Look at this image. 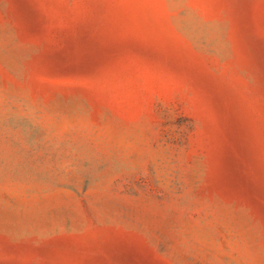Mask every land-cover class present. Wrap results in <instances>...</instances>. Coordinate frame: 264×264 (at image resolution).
I'll list each match as a JSON object with an SVG mask.
<instances>
[{"label": "rangeland", "instance_id": "374dc122", "mask_svg": "<svg viewBox=\"0 0 264 264\" xmlns=\"http://www.w3.org/2000/svg\"><path fill=\"white\" fill-rule=\"evenodd\" d=\"M0 264H264V0H0Z\"/></svg>", "mask_w": 264, "mask_h": 264}, {"label": "bare ground", "instance_id": "6f19581e", "mask_svg": "<svg viewBox=\"0 0 264 264\" xmlns=\"http://www.w3.org/2000/svg\"><path fill=\"white\" fill-rule=\"evenodd\" d=\"M248 189V188H247Z\"/></svg>", "mask_w": 264, "mask_h": 264}]
</instances>
